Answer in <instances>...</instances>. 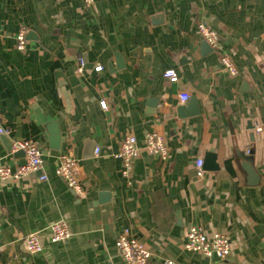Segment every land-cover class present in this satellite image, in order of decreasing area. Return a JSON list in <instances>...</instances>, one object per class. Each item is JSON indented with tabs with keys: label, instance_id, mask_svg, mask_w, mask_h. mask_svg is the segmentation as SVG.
<instances>
[{
	"label": "crops",
	"instance_id": "crops-1",
	"mask_svg": "<svg viewBox=\"0 0 264 264\" xmlns=\"http://www.w3.org/2000/svg\"><path fill=\"white\" fill-rule=\"evenodd\" d=\"M198 22L219 34L236 76ZM168 68L177 83L163 77ZM0 118V167L25 163L12 151L19 140L43 153L38 173L0 180V264H126L116 244L125 230L148 246L149 264H264V0H94L90 9L82 0H0ZM154 131L166 137V159L145 149ZM129 135L140 148L130 184L115 156ZM240 152L253 156L252 177ZM209 153L218 167L199 177L196 160ZM61 155L77 160L84 195L56 174ZM59 220L71 236L52 242ZM193 224L225 233L230 255L187 251ZM29 233L40 252L27 251Z\"/></svg>",
	"mask_w": 264,
	"mask_h": 264
},
{
	"label": "built area",
	"instance_id": "built-area-1",
	"mask_svg": "<svg viewBox=\"0 0 264 264\" xmlns=\"http://www.w3.org/2000/svg\"><path fill=\"white\" fill-rule=\"evenodd\" d=\"M85 6L90 9L93 7L94 0H82ZM198 31L202 39L209 44L214 50H220L219 34L210 28L204 22H198ZM27 29L23 27L17 35V48L24 50L27 46ZM221 51V50H220ZM221 53V64L226 72L231 76L238 74V69L232 58L225 52ZM87 66L86 60L80 56L78 58L77 72L83 73ZM102 66L95 67L97 71L102 70ZM163 77L171 83L179 81V74L174 68H168L163 72ZM182 103H185L190 98L188 93L179 95ZM103 109H108L105 101L101 102ZM1 121V118H0ZM256 132L263 130V125H255ZM6 130L0 127V133H5ZM145 149L148 153L156 155L162 159H166L169 155V147L166 137L159 132H148L145 137ZM12 151H22L25 157V163L11 168L8 166L0 167V180L13 181L21 179L24 176L38 173L42 169L43 153L40 147L32 140H19L12 144ZM249 152V150H247ZM95 154H100V148L95 149ZM140 155V148L135 136H127L121 144L119 153L115 156L122 161V175L131 183L133 162ZM197 175L199 177L205 174L204 160L199 158L196 160ZM79 164L77 160L68 155L59 157L56 174L62 178L70 190L75 194L82 196L85 194V188L79 178ZM41 180H46V175L39 176ZM51 231V241L59 242L67 240L70 236L68 224L64 220H59L49 225ZM25 247L30 253H38L43 249V245L37 233H29L24 238ZM117 249L123 257L126 264H149L152 257V252L148 246L140 239L134 237L129 230L123 231L117 239ZM184 247L189 252L200 253L208 258L226 259L231 253V240L222 232H214L209 235L203 226L193 224L187 232L186 242ZM162 264H178L170 258H164Z\"/></svg>",
	"mask_w": 264,
	"mask_h": 264
},
{
	"label": "water",
	"instance_id": "water-1",
	"mask_svg": "<svg viewBox=\"0 0 264 264\" xmlns=\"http://www.w3.org/2000/svg\"><path fill=\"white\" fill-rule=\"evenodd\" d=\"M192 99H193L192 101L195 102L196 98L194 97ZM50 132H51V141L53 144L52 146L56 148L59 147L61 134H60L59 129L56 127V124L50 125ZM215 160H216L215 153H209L207 159H205L204 161V168L209 167V168L216 169L218 167V164L214 163ZM238 161H239V166L241 167V169L245 171L247 174L251 175L252 177L253 174L255 173L254 164H253V156L250 154L246 155L240 152Z\"/></svg>",
	"mask_w": 264,
	"mask_h": 264
}]
</instances>
